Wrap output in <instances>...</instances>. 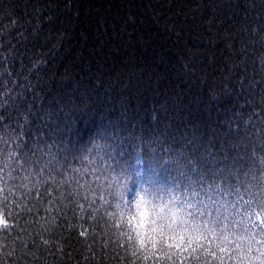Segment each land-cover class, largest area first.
Returning a JSON list of instances; mask_svg holds the SVG:
<instances>
[{"label": "trees", "instance_id": "obj_1", "mask_svg": "<svg viewBox=\"0 0 264 264\" xmlns=\"http://www.w3.org/2000/svg\"><path fill=\"white\" fill-rule=\"evenodd\" d=\"M4 129L21 159L0 264H119L60 183L65 145L103 130L145 175L264 178V0H0ZM28 167L56 183L16 197Z\"/></svg>", "mask_w": 264, "mask_h": 264}, {"label": "clouds", "instance_id": "obj_2", "mask_svg": "<svg viewBox=\"0 0 264 264\" xmlns=\"http://www.w3.org/2000/svg\"><path fill=\"white\" fill-rule=\"evenodd\" d=\"M113 136L98 130L65 145L68 163L57 171L77 203L84 199L102 214L119 264H264V178L237 186L187 173L145 175ZM17 144L8 129L0 131V234L12 226L6 197L20 168ZM37 167L19 172L16 197L45 180L56 183Z\"/></svg>", "mask_w": 264, "mask_h": 264}]
</instances>
